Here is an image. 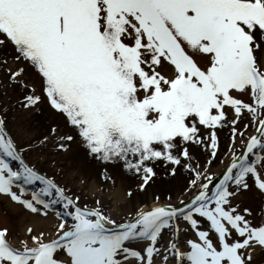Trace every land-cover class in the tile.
I'll return each instance as SVG.
<instances>
[{
  "label": "snow or ice",
  "instance_id": "1",
  "mask_svg": "<svg viewBox=\"0 0 264 264\" xmlns=\"http://www.w3.org/2000/svg\"><path fill=\"white\" fill-rule=\"evenodd\" d=\"M0 35L41 80L42 94L33 90L21 107L46 99L89 155L122 164L140 189L157 179L158 162L175 177L194 147L211 163L227 123L233 142L242 138L218 183L189 163L191 197L118 222L26 163L0 117V194L32 213L63 208L53 238L29 228L31 244L16 247L0 229V264H248L244 250L264 247V222L234 203L253 187L264 195V0H0ZM245 113L254 129L246 139ZM36 182L43 187L29 198Z\"/></svg>",
  "mask_w": 264,
  "mask_h": 264
},
{
  "label": "rangeland",
  "instance_id": "2",
  "mask_svg": "<svg viewBox=\"0 0 264 264\" xmlns=\"http://www.w3.org/2000/svg\"><path fill=\"white\" fill-rule=\"evenodd\" d=\"M0 38L3 36L0 35ZM17 55L11 43L0 45V117L5 119L6 132L20 148L26 149L23 152L26 163L53 180L67 195L74 199L79 197L78 203L81 207L100 208L105 215L118 222H124L128 216L140 209L177 205L196 191L190 183L197 178L196 172L189 171L186 165L191 163L192 168L201 174L217 175L230 162L233 149L240 150L242 138L238 135L233 142L232 126L227 123L217 129L218 151L211 163L210 151L205 152L203 148L194 147L192 161L184 160L182 165L174 166L178 169L175 177L162 171L167 166L165 162H158L157 179L140 189L139 177L127 172L122 164L105 163L89 155L77 132L66 122L63 115L50 109L46 99L33 108L21 107L25 95L31 94L33 90L37 95L42 92L41 80L36 70L23 59L17 60ZM195 58L203 62L200 56ZM20 69H23L20 75L13 77L12 74ZM243 99L248 101V96L245 95ZM231 115L229 112V116ZM250 119L245 113L238 125L245 139L254 130L253 127H244ZM52 128H56V132H53ZM65 135H72L74 139L70 142L61 141L59 137ZM61 143L65 144V148L59 147ZM13 167H17V162H13ZM200 182L198 180L197 184ZM27 187L29 192L25 195L30 198L31 191H38L43 185L36 182ZM46 198H56L55 193ZM236 202L241 208L251 209L252 215L248 218L254 223L264 222V195L255 187L237 196L234 203ZM44 211H47V215L43 214ZM57 211H63L62 204L57 203L54 209L32 213L12 201L9 196L0 194V229H8V239L16 247L20 246V241H28L31 244L27 231L29 228L33 229L31 234L38 235L43 232L45 238L50 239L56 235V226L60 222L56 216ZM180 227L183 229L185 225L180 222ZM180 238L184 239L183 233ZM169 239V233L165 232L161 246L166 245ZM244 251L251 257L248 264H264V247L254 244ZM157 264H161L159 258Z\"/></svg>",
  "mask_w": 264,
  "mask_h": 264
},
{
  "label": "water",
  "instance_id": "3",
  "mask_svg": "<svg viewBox=\"0 0 264 264\" xmlns=\"http://www.w3.org/2000/svg\"><path fill=\"white\" fill-rule=\"evenodd\" d=\"M221 172L216 176L217 177V179L215 180L216 183L219 182V179L221 178V176H220Z\"/></svg>",
  "mask_w": 264,
  "mask_h": 264
},
{
  "label": "bare ground",
  "instance_id": "4",
  "mask_svg": "<svg viewBox=\"0 0 264 264\" xmlns=\"http://www.w3.org/2000/svg\"><path fill=\"white\" fill-rule=\"evenodd\" d=\"M150 208H152V207H150ZM150 208H149V209H150Z\"/></svg>",
  "mask_w": 264,
  "mask_h": 264
}]
</instances>
